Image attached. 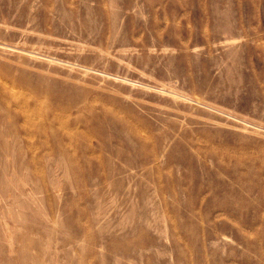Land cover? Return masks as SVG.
Listing matches in <instances>:
<instances>
[{"label": "rangeland", "instance_id": "374dc122", "mask_svg": "<svg viewBox=\"0 0 264 264\" xmlns=\"http://www.w3.org/2000/svg\"><path fill=\"white\" fill-rule=\"evenodd\" d=\"M0 264H264V0H0Z\"/></svg>", "mask_w": 264, "mask_h": 264}, {"label": "bare ground", "instance_id": "6f19581e", "mask_svg": "<svg viewBox=\"0 0 264 264\" xmlns=\"http://www.w3.org/2000/svg\"><path fill=\"white\" fill-rule=\"evenodd\" d=\"M34 55V54H33Z\"/></svg>", "mask_w": 264, "mask_h": 264}]
</instances>
